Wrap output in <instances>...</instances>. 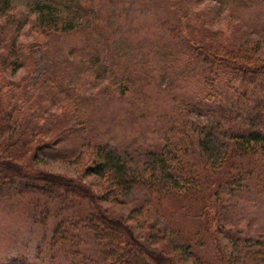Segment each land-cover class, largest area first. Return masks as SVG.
<instances>
[{
	"label": "rangeland",
	"instance_id": "obj_1",
	"mask_svg": "<svg viewBox=\"0 0 264 264\" xmlns=\"http://www.w3.org/2000/svg\"><path fill=\"white\" fill-rule=\"evenodd\" d=\"M10 1L13 13L26 21L16 36L15 47L45 38L40 11L46 7L38 0ZM96 3L101 10L102 28L97 41L91 42L85 32H72L53 40L44 55L34 56L13 51L11 46L0 42V93L3 92L0 101L7 106L4 116L11 123L7 128L0 120V264H95L98 248L103 249L102 242L115 241L105 226H93L97 213L92 211L88 199L70 194L74 199L72 206L65 199L48 198L50 186L57 191L56 195L66 197L62 188L65 179H75L95 194L103 195L104 214L118 218L151 251H167L179 263L181 258L174 246L178 247L180 241L173 233L191 231L189 227L195 230L200 214H204L203 202L211 205L206 208L210 213H215L216 200L206 190L209 185H202L203 181L193 189L186 188L185 179L179 177L187 174L208 180L216 175L193 141L189 150L179 149L180 160L171 168L176 171L177 181L180 179L179 187L169 180L157 181L162 177L153 170L144 171L145 162L164 148V134L167 129H174L172 125L197 140L200 126L210 123L206 109L204 112L190 108L206 90L197 76L198 65H188V59L182 58L187 48L195 44L225 49L244 46L252 51L253 58L264 60V1L96 0ZM180 19L184 24L189 22L190 27L182 30ZM3 20L4 17L0 18V22ZM164 42L175 43L178 51L184 49L178 54L168 52L162 47ZM107 45L114 46L120 64L137 70L145 80L143 84L127 86L118 78L117 70L114 81L104 73L109 65ZM93 46L103 48L99 63L94 58ZM50 73H55L53 80L62 81L67 88L50 86L44 78ZM29 81L35 90L33 99L44 101L40 102L36 116L28 114L29 118L35 117L30 122L25 114L17 115L23 103L15 102L18 95L14 91L20 84L29 91ZM67 95L72 96V101ZM35 126L38 129L33 135L31 127ZM177 133L174 129L173 136ZM88 138L93 145L103 144L133 161L131 166L143 173L145 180L131 192L123 193L109 178L87 176L86 165L94 155ZM237 155L220 167L216 178L223 176L224 169L225 173H233L242 167L264 176V163L257 162V157ZM185 166L187 170H182ZM12 170L16 178L13 187L11 180L4 183V176ZM17 172L37 176L41 192L36 188L22 189ZM258 176L254 172L243 187L221 191L217 202V210L222 208L221 223L217 220L225 230L222 236L235 239L247 236L252 241L243 247L246 255L241 259L245 261L255 256L253 241L264 242V184ZM150 177L155 178L148 182ZM51 181L55 184L51 185ZM45 191L49 194H43ZM53 207L70 210L66 215H57L62 225L68 226L75 216L81 220L78 226L73 220V232L63 247L58 240L63 234L57 233L59 225L56 227L54 220L61 211L56 213ZM77 239L80 241L75 244ZM194 252L200 262L193 259L181 263L216 261L208 239L204 248ZM143 261L131 264H146Z\"/></svg>",
	"mask_w": 264,
	"mask_h": 264
},
{
	"label": "trees",
	"instance_id": "obj_2",
	"mask_svg": "<svg viewBox=\"0 0 264 264\" xmlns=\"http://www.w3.org/2000/svg\"><path fill=\"white\" fill-rule=\"evenodd\" d=\"M42 6L46 7L40 11L41 23L44 25V31L42 32L44 36L43 39L36 40L33 43L24 44L23 47H15L16 36L20 29L25 25L26 21L21 19L16 13H13L11 9L10 0H0V18L4 17V20L0 22V42L11 46L13 51L22 52L30 56L34 55H44L46 50H48L53 40L59 38L61 35L69 34L72 32H82L88 34L91 42L97 41L102 33V28L100 27L101 22V10L98 5H96V0H38ZM264 1V0H263ZM39 4V3H38ZM40 4V5H41ZM180 22V24H179ZM178 24L182 27V30L188 29L190 23H182V19ZM108 46V45H107ZM95 49H94V48ZM94 58L96 63H99L100 57L102 56L103 48L93 46ZM163 49L168 52H180L184 49H175V43L164 42L162 44ZM109 65L107 64L104 73H108L112 79H115V70L118 78L126 82L127 86L137 87L138 84H143L145 82L142 79L136 69L130 67L127 64L119 63L118 55L114 52V46L110 45L107 47ZM249 49V48H247ZM244 46L237 49H225V48H212L205 45H193L191 48H187L185 56L182 58L188 59V65L194 63L199 67L197 71V76L200 79L201 84L206 90V94L201 95L197 103L193 104V111L195 109L199 111H204L206 109V116L209 114L210 123H204L205 125L201 127V135L197 140L190 139L186 131H181L176 125L172 127L179 131L177 135L173 136V130L166 131L164 134V148L159 151V153L152 154L148 162H145V170H153L157 175L160 174L161 179L157 180H169L172 185L179 187L181 183L178 181L180 179H185L186 188L193 189L199 183L204 181L202 185H209V194L216 200L215 213H210L206 208L211 207L210 204L203 202L202 208L204 214H200V221L197 222L198 226L193 227L195 230L189 229L191 231H186L185 233H179L176 230L174 235L178 237L180 245L178 247L174 246V251H177L178 257L181 258V262L197 260L200 262L199 257L195 254L197 248H204L206 246V240L208 239L215 251V263L210 261L202 260L200 264H256V262L264 263V242L257 239L253 241V249H255V256L251 258L250 261L242 260L246 255V251L243 250L245 244H249L252 241L247 239V236H239L237 239L233 237H223V226L221 223V212L222 208L217 210V202L220 199L221 191L232 190L243 187V183H247L249 176L254 172L259 174L260 181L264 184V176L261 172H257L253 169L239 168L233 173H224L221 178H216L217 172L221 171L220 167L233 160L235 155L239 157H257V162L264 163V60L253 58L252 51H248ZM182 64V62L180 63ZM136 66V65H135ZM197 67V68H198ZM180 70V69H179ZM198 70V69H197ZM55 73H50L44 75V78L51 83L50 86L53 88H67L61 81L59 83L57 80H53ZM49 78V79H48ZM52 78V80H51ZM256 79L257 82H253ZM113 79V81H114ZM142 81V82H141ZM42 85V82H41ZM129 86V88H130ZM29 91H25V86L20 84L19 87H15L14 91L18 96L15 102L21 101L23 103L22 110L18 111V116L25 114L28 122L34 120L35 117L29 118L28 114L33 115L40 106L39 100L35 98L38 102L33 99L34 96V86L29 81ZM36 89H39L36 88ZM34 90V91H33ZM64 91V90H63ZM3 93V92H1ZM0 93V95H1ZM1 99V98H0ZM67 99L72 101V96L67 95ZM2 103V104H1ZM0 114H2L1 122L4 123L5 127L9 128L11 123L8 121V117L4 114L6 113V107L4 106L3 100L0 101ZM5 107V108H4ZM203 108V109H202ZM46 110L43 108V111ZM26 111V112H25ZM36 116V115H34ZM43 113L41 112V117ZM33 135L37 132L38 127H31ZM180 129V130H179ZM25 133L31 138L30 134ZM39 133V132H38ZM188 137V138H186ZM29 138V139H30ZM88 143L90 148H93L94 155L91 158L90 163L86 165V175L96 176L101 178H109L113 185L124 192H131L132 188L140 185L145 176L143 173H138L137 168L131 166V161L128 158L120 156L119 154L109 150L107 146L99 143L94 145L88 138ZM191 141L197 146L198 152L207 161L208 165L213 168L216 175L213 179L206 180L205 177L197 179L196 177H190L187 174L181 176L180 179L175 178V172L172 171V167L175 162L179 161V149H190ZM190 148H189V147ZM182 152V151H180ZM257 155V156H256ZM259 155V156H258ZM179 165V162H178ZM181 167V166H180ZM217 167V168H215ZM172 168V169H171ZM182 170H187L186 166L182 167ZM145 173V172H144ZM20 184L22 189L27 190L28 188H36L37 192H41L38 187V177L29 173H19ZM187 175V176H186ZM155 177H150L148 180L151 181ZM11 180L12 183H16L15 171L12 170L8 176H4V183ZM55 182L57 181L54 179ZM62 185L66 191L67 195L60 197L56 195L54 187H49L50 194L48 191L43 192V194H49L48 198L50 200H66L67 205L73 206L74 199L70 194H76L80 197H84L89 200V205L94 213H97L93 220L95 224L93 226H105L108 232L111 234L115 241H104L102 242V248H98L97 257L95 259V264H131L136 260H144L146 264H184L179 263L177 258L169 257L166 253L167 251L161 250L160 252L151 251L148 245L138 241L135 238L134 233L127 227H124L122 222L116 217H109L102 212V202H105L103 195H97L87 188L85 185L81 184L75 179L64 180ZM51 181V185L55 184ZM13 187V184L10 185ZM181 186V187H184ZM18 188V187H17ZM228 188V189H227ZM199 189V188H198ZM40 190V191H38ZM205 190V189H204ZM34 192V190H30ZM199 190L197 191V193ZM36 193V192H34ZM201 195V193H200ZM215 203V202H214ZM71 206V207H72ZM56 209L55 226L57 228V233H62L63 237L58 239L62 247L66 246L69 236H71L73 229L71 223L78 226L81 224V220L73 217L68 226L62 225L61 219L57 220V215H66V210L62 208ZM47 212V211H46ZM93 215H91L92 217ZM196 217V216H195ZM70 219V216H69ZM77 219V220H76ZM220 220V223L217 222ZM192 226V225H191ZM56 233V236H57ZM229 233V232H228ZM230 234V233H229ZM231 235V234H230ZM54 238V237H53ZM127 238V239H126ZM129 240V244H128ZM228 243H224V241ZM80 240L77 239L75 244H78ZM226 241V242H227ZM115 244L116 247L113 246ZM242 245V246H241ZM76 247V246H74ZM104 250V251H101ZM104 254H106L104 256ZM103 255L104 258L99 257ZM100 260L102 263H100ZM87 261H91L88 259ZM196 261V262H197ZM204 261V262H203Z\"/></svg>",
	"mask_w": 264,
	"mask_h": 264
}]
</instances>
